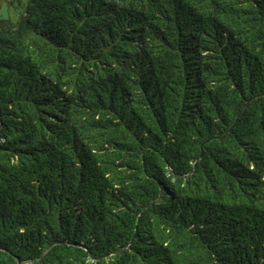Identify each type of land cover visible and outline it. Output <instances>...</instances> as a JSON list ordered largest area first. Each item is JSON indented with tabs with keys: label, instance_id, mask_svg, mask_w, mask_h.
<instances>
[{
	"label": "trees",
	"instance_id": "16d2710c",
	"mask_svg": "<svg viewBox=\"0 0 264 264\" xmlns=\"http://www.w3.org/2000/svg\"><path fill=\"white\" fill-rule=\"evenodd\" d=\"M0 264H264V0H0Z\"/></svg>",
	"mask_w": 264,
	"mask_h": 264
}]
</instances>
